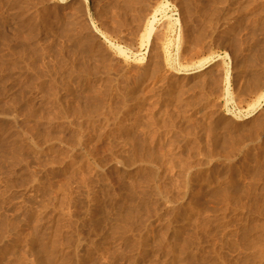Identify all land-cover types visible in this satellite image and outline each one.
Returning <instances> with one entry per match:
<instances>
[{
    "label": "rangeland",
    "instance_id": "374dc122",
    "mask_svg": "<svg viewBox=\"0 0 264 264\" xmlns=\"http://www.w3.org/2000/svg\"><path fill=\"white\" fill-rule=\"evenodd\" d=\"M0 19V264H264V0H0Z\"/></svg>",
    "mask_w": 264,
    "mask_h": 264
},
{
    "label": "bare ground",
    "instance_id": "6f19581e",
    "mask_svg": "<svg viewBox=\"0 0 264 264\" xmlns=\"http://www.w3.org/2000/svg\"><path fill=\"white\" fill-rule=\"evenodd\" d=\"M130 1H131V0H130ZM124 2H125V1H124ZM118 3H119V2H118ZM116 4H117V3H116ZM126 4L128 5L127 2H126ZM130 4H131V2H130ZM214 4H215V3H214ZM127 5H125V3H124V6H127ZM131 5H132V4H131ZM131 5H130L129 7H131ZM156 6H157V5H156ZM129 7H127V10H128ZM165 7H166L165 5H164V6H161V7L159 8V11H157V12H160L163 16H166V8H165ZM124 8L126 9V7H124ZM122 9H123V8H122ZM125 9H124V10H125ZM143 9H144V8H143ZM124 10H123V11H124ZM139 10H140V9H139ZM124 12H125V11H124ZM128 12H129V11H128ZM134 12H135V11H134ZM142 12H143V11H142ZM135 13H136V12H135ZM129 15H130V14H129ZM139 16H140V15H139ZM200 18H202V17H200ZM136 19H137V18H136ZM0 20H2V19H0ZM2 21H3V20H2ZM6 21H7V20H6ZM201 22H202V21H201ZM191 24H192V23H191ZM4 25H5V24H4ZM197 27H198V26H197ZM4 28H5V27H4ZM4 28H3V29H4ZM151 29H152V28H151ZM151 29H150L149 34H150L151 31H152ZM195 29H196V28H195ZM193 30H194V29H193ZM30 34H31V33H30ZM30 34H29V35H30ZM32 34H33V33H32ZM192 34H193V33H192ZM5 35H6V34H5ZM19 35H20V34H19ZM6 36H7V35H6ZM196 37H198V36H196ZM14 38H15V37H14ZM16 38H17V37H16ZM16 38H15V39H16ZM29 38H30V37H29ZM34 38H35V37H34ZM29 40H30V39H29ZM33 40H34V39H33ZM30 41H31V40H30ZM23 42H24V41H23ZM23 42H22V44H23ZM24 43H25V42H24ZM71 46H72V45H71ZM8 47H9V46H8ZM262 50H264V49H262ZM262 50H261V51H262ZM12 51H13V50H12ZM19 51H20V50H19ZM259 51H260V50H257V52L255 51L256 54H258ZM261 51H260V52H261ZM14 54H15V53H14ZM254 55H255V54H254ZM256 56H257V55H256ZM256 56H255V57H256ZM15 57H16V56H15ZM159 59H160V58H159ZM92 66H93V65H92ZM148 67H149V66H148ZM148 69H149V68H148ZM147 71H148V70H147ZM257 71H258V70H257ZM252 80H253V79H252ZM249 86H250V84H249ZM92 88H93V87H92ZM84 89H85V88H84ZM91 93H92V92H91ZM94 93H95V92H94ZM96 101H97V100H96ZM96 101H95V102H96ZM97 103H98V101H97ZM97 103H96V104H97ZM93 104H95V103H93ZM89 105H90V104H89ZM90 107H91V106H90ZM86 108H87V107H86ZM136 111H137V110H136ZM83 113H84V112H83ZM77 114H78V113H77ZM139 115H140V114H139ZM137 116H138V115H137ZM140 116H141V115H140ZM252 116H253V113L250 112V113H248V116L245 117V118L247 119V118H250V117H252ZM135 117H136V116H135ZM153 118H154V117H153ZM137 119H139V118H137ZM152 122H153V121H152ZM122 123H123V122H122ZM134 123H135V122H134ZM144 123H145V122H144ZM124 124H125V123H124ZM146 124H147V122H146ZM154 124H155V122H154ZM147 125H148V124H147ZM156 125H158V124H156ZM120 126H121V125H120ZM124 126H125V125H124ZM135 126H136V125H135ZM158 126H159V125H158ZM142 127H143L142 129H144V125H143ZM147 127H148V126H147ZM147 127H146V129H147ZM149 127H150V125H149ZM153 127H154V126H153ZM172 127H173V125H172ZM124 128H125V127H124ZM155 128H156V126H155ZM159 128H160V127H159ZM130 129H132V128H130ZM136 129H137V128H136ZM139 129H141V128H139ZM142 129H141V130H142ZM150 129H151V127H150ZM174 129H175V128H174ZM216 129H217V128H216ZM109 130H110V129H109ZM117 130H118V129H117ZM120 130H121V129H120ZM126 130H127V129H126ZM118 131H119V130H118ZM138 131H139V130H138ZM144 131H145V130H144ZM156 131H157V130H156ZM160 131H161V130H160ZM111 132H112V131H111ZM111 132H110V134H111ZM141 132H142V131H141ZM113 133H114V132H113ZM128 133H129V132H128ZM134 133H136V132H134ZM160 133H161V132H160ZM153 134H154V133H153ZM155 134H156V133H155ZM155 134H154V135H155ZM132 135H133V134H132ZM162 135H163V134H162ZM112 136H113V135H112ZM127 136H129V135L127 134ZM127 136H126V139H128ZM138 136H139V135H138ZM142 136H143V135H142ZM151 136H152V135H151ZM151 136H150V137H151ZM155 136H157V135H155ZM106 137H107V136H106ZM115 137H116V136H115ZM115 137H114V138H115ZM120 137H121V136H120ZM133 137H134V138H133ZM133 137H129V141H130L131 143L128 141V142L130 143L131 146H132V144H133V148H134L133 152L136 151L135 148H136L137 150H142V151H143V149H144V152H147L146 149L144 148V147H146V145H143L144 142H143V144H142V140H143V139L141 138L142 140L140 141V139L135 138V136H133ZM175 137H176V136H175ZM147 138H148V137H147ZM151 138H152V137H151ZM158 138H159V137H158ZM108 139H109V138H108ZM149 139H150V138H149ZM149 139H148V140H149ZM160 139H161V138H160ZM117 140H118V138H117ZM121 140H122V138H121ZM165 140H166V139H165ZM122 141H123V140H122ZM144 141H145V140H144ZM161 141H162V140H161ZM124 142H125V141H124ZM145 142H146V141H145ZM155 142H156V141H155ZM167 142H168V141H167ZM107 143H108V142H107ZM129 143H128V144H129ZM168 144H169V143H168ZM107 145H108V144H107ZM125 145L127 146V143H126ZM125 145H124V146H125ZM150 145H151V144L149 143V147H150ZM9 146H10V145H9ZM113 146H114V145H113ZM159 146H162V144L159 145ZM159 146H158L157 149H159ZM10 147H11V146H10ZM169 147L171 148V146H169ZM124 148H126V147H124ZM133 148L131 147V150H129L130 153H127V154H128V157H132V156H133V155H132L133 152L131 153V151H132ZM127 149H128V148H127ZM148 149H149V148H148ZM152 150H153V149H152ZM160 150H161V149H160ZM13 151H14V150H13ZM129 151H127V152H129ZM152 152H153V151H152ZM138 153H139V152H138ZM138 153H137V154H138ZM141 153H142V152H141ZM156 153H157V152H156ZM129 154H130L131 156H130ZM142 154H143V153H142ZM142 154H141V156L144 157L145 155L143 156ZM145 154H147V153H145ZM134 155H135V154H134ZM149 155H150V154H149ZM154 155H155V153H154ZM154 155H153V157H154ZM157 155H158V154H157ZM135 156H136V155H135ZM167 156H168V155H167ZM170 156H171V155H170ZM142 157H141V161H142ZM126 158H127V157H126ZM134 158H135V157H134ZM136 158H137V157H136ZM154 158H155V157H154ZM145 159H146V160H145ZM156 159H159V157L156 156ZM156 159H155V160H156ZM161 159H163V158H160V160H161ZM173 159H174V158H173ZM143 160H145V162H146V161L148 160V157H147V156L144 157ZM122 161H123V160H122ZM130 161H131V160H130ZM133 161H134V160H133ZM133 161H131L130 164L133 165V163H132ZM156 161H158V160H156ZM137 162H138V161H137ZM142 162H143V161H142ZM147 162H148V161H147ZM149 162L152 163V161H149ZM149 162H148V163H149ZM161 162H162V161H161ZM161 162H160V163H161ZM138 163H139V162H138ZM151 163H150V164H151ZM156 163H158V162H156ZM156 163H155V164H156ZM163 163H164V161H163ZM165 163H167V162L165 161ZM134 164H135V163H134ZM158 164H159V163H158ZM127 165H128V164H127ZM161 165H162V164H160V166H161ZM172 165H173V164H172ZM142 166H144V165H142ZM157 166H158V165H157ZM127 167H128V166H127ZM130 167H131V165H130ZM145 167H146V166H145ZM162 167H163V166H162ZM138 168H139V167H138ZM164 168H165V167H164ZM159 169H160V168H159ZM204 178H205V177H204ZM145 179H146V178H145ZM205 179H206V178H205ZM145 181H147V180H145ZM190 184H191V183H190ZM197 187H198V186H197ZM217 191H218V190H217ZM210 192H211V191H210ZM222 192H223V191L221 190V193H222ZM203 193H204V192H203ZM221 193H219V195H220ZM210 195H211V194H210ZM150 196H151V195H150ZM215 197H216V196H215ZM143 198H144V197H143ZM207 198H208V196H207ZM213 198H214V197H213ZM144 199H145V198H144ZM206 200H207V199H206ZM211 200H212V199H211ZM171 201H172V200H171ZM144 202H145V201H144ZM192 203H193V202H192ZM146 204H147V203H146ZM146 204H145V205H146ZM184 208H185V206H184ZM178 209H179V208H178ZM176 211H178V210H176ZM178 212H179V211H178ZM178 212H177V213H178ZM185 212H186V211H185ZM249 229H250V228H249ZM244 230H245V231H243V230L241 231V232L243 233L241 239L243 240V245H244V246H243V248H244L243 250L247 252V251H249V250L252 249V241H250V239H251L250 236L252 235V234L250 233V231H252V229H251L250 231H249L248 229H247V230L244 229ZM242 233H241V234H242ZM253 235H254V234H253ZM253 235H252V237H253ZM229 236H231V235H229ZM253 238H254V237H253ZM242 240H241V241H242ZM253 240H254V239H253ZM191 242H192V240H191ZM193 242H194V240H193ZM240 243H241V242H240ZM191 246H194V245H191ZM34 247H35V246H34ZM37 247H38V248H37L38 250H40V251H44V246H42V245L40 244V242H39V244H38ZM35 249H36V248H35ZM34 253H36V252H34ZM242 254H243V253H242ZM243 255H244V254H243ZM252 256H253V255H251V253H250V254L245 253L244 256H241V257H240V258H241L240 263H241V264H252V259H253ZM193 257H194V256H193ZM43 258H44V257H43ZM43 258H42V259H43ZM37 259H38V257H37ZM42 259L38 262V264H44V262H42ZM192 260H195V259L192 258ZM192 260H191V263H192ZM204 260H205V259H204ZM253 261H254V260H253ZM45 262H47V260H45ZM204 262H205V261H204ZM52 263H53V262H52ZM36 264H37V263H36ZM46 264H47V263H46ZM49 264H50V263H49ZM204 264H205V263H204Z\"/></svg>",
    "mask_w": 264,
    "mask_h": 264
}]
</instances>
